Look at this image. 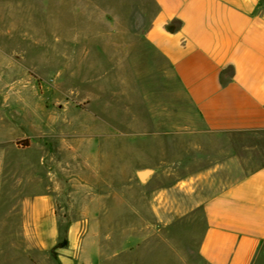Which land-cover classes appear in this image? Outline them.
<instances>
[{
    "label": "crops",
    "instance_id": "0c3cea01",
    "mask_svg": "<svg viewBox=\"0 0 264 264\" xmlns=\"http://www.w3.org/2000/svg\"><path fill=\"white\" fill-rule=\"evenodd\" d=\"M44 3L56 43L48 45L49 60L94 68L88 83L95 91L83 97L85 108L65 107L60 122L50 108L33 114L38 135L55 127L71 133L67 159L84 164L68 187L37 192L29 235L52 264H99V251L87 247L90 227L99 224L85 215L86 196L102 192L93 186L96 176L86 175L90 141L100 140L96 161L124 153L136 176L156 162L176 170L214 164L211 172L231 163L236 136L264 132V0H136L138 23L133 15L132 25L112 21L96 29L93 42H78L77 55L65 28L49 21L62 18L64 26L70 0ZM110 18L119 16L113 11ZM116 137L126 138L125 151ZM54 195H66L68 209L77 205L84 213L59 219ZM203 214L202 264H264V164L207 199Z\"/></svg>",
    "mask_w": 264,
    "mask_h": 264
},
{
    "label": "rangeland",
    "instance_id": "374dc122",
    "mask_svg": "<svg viewBox=\"0 0 264 264\" xmlns=\"http://www.w3.org/2000/svg\"><path fill=\"white\" fill-rule=\"evenodd\" d=\"M41 1L45 2L0 0V264H52L49 251L29 235L31 202L38 191L68 187V179L79 173L76 167L84 164L67 159L63 146L71 133L55 127L41 136L34 129L36 110L53 109L54 121L60 122L65 107L85 108L88 100L83 97L95 91L94 83H88L94 68L79 66L78 60L67 68L52 65L48 45L56 43L47 34ZM51 4L57 10L59 3ZM135 4L136 0H70L65 25L62 18L49 21L65 28L71 54L77 55L78 42H93L96 29L110 28L112 21L132 25L133 15L138 23ZM32 5L39 11H32ZM113 11L118 19L110 18ZM114 140L120 151L126 150V138ZM235 140L238 157L218 171H209L214 164L184 163L176 170L174 164L156 162L150 164L154 174L141 183L124 153L97 162L100 140L92 139L86 175L96 176L93 186L102 192L86 196L85 215L99 224L90 227L92 242L87 244L89 250L99 251L98 263L202 264L198 248L204 202L264 164V132ZM53 197L59 219L84 213L77 205L69 210L66 195Z\"/></svg>",
    "mask_w": 264,
    "mask_h": 264
},
{
    "label": "water",
    "instance_id": "95a60500",
    "mask_svg": "<svg viewBox=\"0 0 264 264\" xmlns=\"http://www.w3.org/2000/svg\"><path fill=\"white\" fill-rule=\"evenodd\" d=\"M155 170L146 169L137 172V177L141 183H146V181L154 174Z\"/></svg>",
    "mask_w": 264,
    "mask_h": 264
},
{
    "label": "trees",
    "instance_id": "16d2710c",
    "mask_svg": "<svg viewBox=\"0 0 264 264\" xmlns=\"http://www.w3.org/2000/svg\"><path fill=\"white\" fill-rule=\"evenodd\" d=\"M66 246V241L64 240L63 242L57 244L56 248H61V247H64Z\"/></svg>",
    "mask_w": 264,
    "mask_h": 264
}]
</instances>
